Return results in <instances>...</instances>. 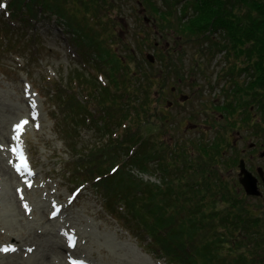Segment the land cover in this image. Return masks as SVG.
I'll return each instance as SVG.
<instances>
[{
  "label": "rangeland",
  "instance_id": "obj_1",
  "mask_svg": "<svg viewBox=\"0 0 264 264\" xmlns=\"http://www.w3.org/2000/svg\"><path fill=\"white\" fill-rule=\"evenodd\" d=\"M151 1L173 14L176 11L180 13L182 0ZM11 2L0 0V5L8 7ZM79 2L69 3V6H72L78 18L87 17L90 20L93 30L88 32L97 34L105 53L121 58L124 66L120 72L127 71L126 66L130 67V71H137L139 81L136 85L141 87L147 82L143 79L145 72L153 78L148 86L150 99L144 105L147 112H142L139 117V121H143L149 112L155 122V126L142 128L144 139L148 138L147 146L163 142L172 147H165L171 154L170 150L182 143L187 146L191 141L210 142L221 128H225L221 132H225L231 143L234 139L237 143L235 147L225 141L222 152L234 160L229 167H225L221 161H218L219 166H212L222 170L221 174L227 180L237 179L238 186L248 199L245 200L247 206L254 207L264 217V185H261L260 197L247 194L238 179L240 160L248 167L246 155L250 151L255 152L248 151L250 148L247 144L264 142V117H261L259 124L262 128H255L242 117L257 112L256 106H250L249 110L238 108L237 115L233 114L231 118L226 117L227 111H224L225 105H236L231 91L237 87V80L243 81L248 78L247 74L251 75L252 69L237 70L238 78L236 73L233 77L226 75L230 59L225 57L224 50L212 53L207 49V42L184 39L171 28H159L149 11H141L143 5L140 0H107L105 7L100 1L96 11ZM164 3H169L171 7ZM108 5H114L112 10ZM23 8L21 17L28 18L26 8ZM8 10L0 7V153H3L5 162H8L5 158L10 157L9 164L16 165V158L11 155L10 136L14 135L11 125L26 122L16 143L23 146V153L31 162V168L27 167L33 175H29L31 178L27 184L21 180L2 184L0 180V247L16 248L15 251H0V264H20L13 262V259L21 255L23 264H30L41 255H50L56 264H72L68 257H83L90 264H172L161 256L151 255L150 237L134 235L138 234L137 229L131 228L132 223H128L130 213L125 204L114 202L112 196L106 194L105 187L98 184L110 177L106 183V186L112 183L108 194L115 192L116 187L128 195L130 189L122 188L119 179L114 178L119 169L123 170L129 182H136L134 178H138L144 188L150 187L139 201L140 204L142 201L148 202L150 195L155 193L152 186L162 185V175L157 169L158 157L146 161L147 171L132 161L135 151L140 149L139 144L132 147L129 155L124 154L123 147L117 148L114 144L111 158L119 155V160L107 169L105 177L92 181H85L81 177L89 164L85 160L80 161V156L85 153L88 156L87 151L94 146L119 138L122 129L133 121L126 119L118 126L119 116L108 117V106L104 107L95 100V97L106 99L109 94L105 90L109 81L103 69L110 64L102 66L95 51L84 43L77 44L76 33L73 34L66 21L54 14L44 16L41 13L28 19L29 24H23L22 18L9 21ZM143 14L147 15V21L143 20ZM5 21H9V25L5 26ZM158 49L160 52L169 50V54L164 52V56L158 58ZM148 54L154 56L151 63L147 60ZM168 60L177 65L176 69L167 64ZM172 87H175L176 94L172 93ZM110 90H113L112 86ZM28 93L35 95L37 107L28 103ZM60 93L61 100L57 99ZM140 95L141 92H133L131 99L137 100ZM72 96L76 103L82 102L97 117L98 123H92L88 116L85 123H75L74 120L83 119L85 114L80 116V113L74 112L75 106L69 102ZM229 101L232 102L227 103ZM123 112L126 111L123 109ZM240 136H244V139L240 140ZM242 148L248 154L241 153ZM167 150L163 151L161 146L158 148L161 155ZM262 150L251 161L264 170ZM77 160L81 168L75 163ZM24 175L26 173L22 172ZM198 180H202V177ZM132 187L138 189L131 190L133 195L140 197V185L134 183ZM159 195L151 197L152 203L161 201ZM8 197L11 198L9 210L4 204ZM108 201L114 202L112 210L106 206ZM53 203L62 205L61 229L71 230L77 236V245L73 249L63 250V253L57 250L60 246H66V237L58 230L59 223L49 218L54 211L51 208ZM162 204L168 208L167 201ZM147 218L146 222H150L151 217Z\"/></svg>",
  "mask_w": 264,
  "mask_h": 264
},
{
  "label": "trees",
  "instance_id": "obj_2",
  "mask_svg": "<svg viewBox=\"0 0 264 264\" xmlns=\"http://www.w3.org/2000/svg\"><path fill=\"white\" fill-rule=\"evenodd\" d=\"M79 1L86 8H93L95 11L100 1L103 2L102 6L107 5V0ZM77 2L78 0H12L6 8L10 9L8 10L10 21L12 18H22L21 14L25 7L26 15L29 17L22 18L23 24H29L28 19L35 18L41 13L44 16L54 14L58 19L66 21L73 34L76 33L77 44L84 43L87 48L95 51V56L101 60L102 66L110 64L103 69L109 81L105 87L109 94L106 99L95 97V100L104 107L108 106L106 112L108 117L119 116L118 126L123 120L131 118L133 121L122 129L119 138L108 144L94 146L87 151L88 156L86 153L80 156V161L85 160L89 164L81 177L85 181L105 177L107 169L119 160V155L111 158L114 144L117 148L123 147L124 154L127 155L135 144H139L140 149L135 151L132 161L148 171L146 161L158 157L157 169L162 175V185L152 186L155 193L150 195V201L139 203L150 187L144 188L140 179L133 176L131 177L137 181L129 182L128 177H125V173L120 169L114 178L119 179L118 183L122 188L125 186L130 189L128 195L116 187L115 192L108 194L112 183L109 186H106V183L110 177L98 184L105 187L106 194L108 197L112 196L114 202L125 204L124 207L130 213L128 223H132L131 226L126 224L137 229L138 234L134 235H139L140 238H143L142 234L150 237L149 251L152 256H161L172 264H264L262 213H257L254 207L247 206L245 202L247 197L238 186L237 179L227 180L222 176V170L212 166L213 164L219 166L218 161H221L225 167H229L234 160L232 156H225L223 154L226 152H222L226 144L232 146L225 132H221L225 128H221L220 133L210 142L191 141L187 146L182 143L170 150L171 154L165 147L169 149L172 147L164 145L163 142L147 146L148 138L144 139L142 128L146 125L155 126V122L149 112L145 120L139 121V117L142 112H147L144 105L150 99L148 86L153 82V78L145 72L146 77L143 79L147 82L142 85L141 79V87L139 84L136 85L139 81L137 71H130V67L126 66L127 71L121 73L124 66L121 58L115 54H106L97 34L88 32L90 29L93 30L90 20L87 17L78 18L72 6H69V3ZM140 2L153 16V20L157 21L159 28H171L184 39L207 42V49L212 53L224 50L225 57L230 59L229 67L225 70L226 75L233 77L236 73L238 78L237 74L240 71H250L251 68V75L247 74L248 78L243 81L237 80V87L231 91L236 105L229 101L227 103L230 104L224 106V111H227L226 117L231 118L238 108L244 107L249 110L253 105L264 117V0H182L180 13L176 11L175 14L168 9L164 10L151 0ZM113 6L108 5L111 10ZM9 21H5L4 25H9ZM168 51L160 52L158 49L157 57L162 58L164 52L169 54ZM169 60L167 64L176 69L177 65L170 63ZM133 92H141L140 97L134 101L131 99ZM61 96L60 93L57 99L61 100ZM122 98L127 101H122ZM108 100L109 105H105ZM69 102L75 106L74 112L80 113V116L85 114L83 119L74 120L75 123H85L87 116L92 123H98L97 117L88 111L82 102L76 103L74 96L69 98ZM99 116L103 119L101 114ZM242 118L245 122L249 120V116ZM105 123L109 125L106 120ZM252 126L262 128L259 124ZM111 131L108 129V132L113 133ZM225 141L226 144L223 145ZM160 146L163 151L167 150L164 155L158 151ZM80 161H75L78 168H81ZM200 177L202 180H198ZM134 183L140 185L141 192L138 193L140 197L134 196V192L131 191L138 190L132 187ZM158 194L162 197L161 201L152 203L151 197ZM163 201L168 202V208L162 204ZM114 202H106L107 208L112 210ZM147 217H151L150 222H146Z\"/></svg>",
  "mask_w": 264,
  "mask_h": 264
},
{
  "label": "bare ground",
  "instance_id": "obj_3",
  "mask_svg": "<svg viewBox=\"0 0 264 264\" xmlns=\"http://www.w3.org/2000/svg\"><path fill=\"white\" fill-rule=\"evenodd\" d=\"M28 94L29 95L27 96L28 97L27 99L32 101V102L29 101L28 103L32 107H37L36 103H35V100H34L35 99V95L32 94V93H28ZM1 134H3V131H1ZM22 148H23V146H22ZM5 160H8V162L4 161L3 153H0V180L2 181V184L3 183H12L15 180H20L22 178V174H21L20 171H17L16 165H10L9 164L10 163V161H9L10 157H6ZM10 200H11V198L5 200V202H4L5 206L8 207V210L11 208ZM61 220L62 219L53 220V221L57 222V221H61ZM49 221H52V220H49ZM63 250H67V248L65 246H60L57 251H60L61 253H63ZM21 256L20 257H15L13 259V262L23 264V260H22L23 258ZM19 258H21V260ZM28 260L30 261V259H28ZM30 264H56V263H54L52 261L50 255H41L39 258L35 259V261L31 262ZM63 264H66V263L63 262Z\"/></svg>",
  "mask_w": 264,
  "mask_h": 264
},
{
  "label": "flooded vegetation",
  "instance_id": "obj_4",
  "mask_svg": "<svg viewBox=\"0 0 264 264\" xmlns=\"http://www.w3.org/2000/svg\"><path fill=\"white\" fill-rule=\"evenodd\" d=\"M171 91H172V93H174V94H176V89H175V87H172L171 88ZM185 97V96H184ZM239 112V110H237L235 113H234V115H237V113ZM249 120H247L246 121V123L247 124H249V125H255V124H260V120H262V118L261 117H263L262 116V114L260 113V112H250L249 113ZM240 138V140H242V138L244 139V136H240L239 137ZM236 140L234 139L233 141H232V145L233 146H235L236 145ZM248 145V148H250L248 151H250V150H255V152H251L250 151V154H248V151L246 150V149H240V152L241 153H243V154H248V155H246V160L248 161V167L246 168L249 172H251L254 176H256L257 178H258V185H259V187H260V190H261V185H264V182L262 181V179H261V177L259 176V173H258V165H256L254 162H253V164H252V161L251 160H254V159H256V156L258 155V153L259 152H261L260 150L261 149H263L264 150V142H260L258 145H257V143H255V144H252V143H248L247 144ZM251 145V146H250ZM236 147V146H235ZM262 150V151H263ZM250 169V170H249ZM263 171V175H264V170H262ZM238 179H239V174H238ZM262 195V194H261ZM261 195H260V197H261ZM262 203V202H261Z\"/></svg>",
  "mask_w": 264,
  "mask_h": 264
},
{
  "label": "water",
  "instance_id": "obj_5",
  "mask_svg": "<svg viewBox=\"0 0 264 264\" xmlns=\"http://www.w3.org/2000/svg\"><path fill=\"white\" fill-rule=\"evenodd\" d=\"M141 11H144V8H142ZM144 20H148V17L146 15H144ZM146 57L150 61V63L154 61V56L152 54H148ZM239 166V182L244 187L246 193L260 195L261 191L258 186V178L246 169L244 161L242 159L240 160ZM258 173L262 181L264 182L263 171L260 167H258Z\"/></svg>",
  "mask_w": 264,
  "mask_h": 264
},
{
  "label": "snow or ice",
  "instance_id": "obj_6",
  "mask_svg": "<svg viewBox=\"0 0 264 264\" xmlns=\"http://www.w3.org/2000/svg\"><path fill=\"white\" fill-rule=\"evenodd\" d=\"M0 7H5V5H0ZM24 123H26V122L22 121L20 124H17V125L14 126L13 131L15 133H17V135L13 137L14 139H18L19 138V133L22 131ZM11 150H12L13 153H16L18 151L17 148H13ZM18 159H22V157H18ZM16 168H17V171H20L21 168H24V170L27 171V168L24 165H17ZM113 171H116V169H113ZM55 214H56V212L53 211L52 215L55 216ZM66 238L68 240L69 247H73L74 243H75L74 238L72 236H70V235H66ZM0 251H4V252L15 251V249L11 248L9 246H4V247H0Z\"/></svg>",
  "mask_w": 264,
  "mask_h": 264
}]
</instances>
